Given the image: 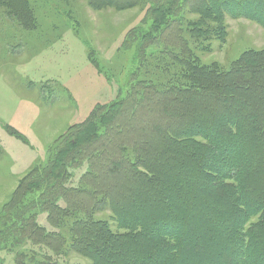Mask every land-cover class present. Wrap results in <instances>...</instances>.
I'll use <instances>...</instances> for the list:
<instances>
[{"label": "trees", "instance_id": "obj_1", "mask_svg": "<svg viewBox=\"0 0 264 264\" xmlns=\"http://www.w3.org/2000/svg\"><path fill=\"white\" fill-rule=\"evenodd\" d=\"M20 1L0 0V9L29 16ZM88 3L116 10L146 3L120 47L132 52L131 67L115 98L50 145L45 162L0 208V264L2 253L13 264H65L55 257L72 253L107 264L116 253L147 264H264V50L244 52L225 71L201 65L196 52L209 34L223 37L209 22L248 17L264 24V0ZM6 131L28 144L14 128ZM84 161L81 184L68 187ZM102 209L128 234L93 218ZM41 212L56 230L39 226ZM199 221L204 228L192 224V236L183 231Z\"/></svg>", "mask_w": 264, "mask_h": 264}, {"label": "rangeland", "instance_id": "obj_2", "mask_svg": "<svg viewBox=\"0 0 264 264\" xmlns=\"http://www.w3.org/2000/svg\"><path fill=\"white\" fill-rule=\"evenodd\" d=\"M23 4L30 17L23 12L14 17L0 9V208L18 181L45 162L50 145L70 126L84 120L96 105L115 98L132 61V52L120 48L122 41L146 10V3L124 10L111 6L92 9L88 0H23ZM247 18L226 17L220 25L209 22L223 37L220 41L211 33L199 46L196 52L201 65L215 64L225 71L244 52L264 50V24ZM90 53L98 70L89 61ZM7 126L23 134L28 144L9 134ZM87 169L85 161L73 168L67 186L80 185ZM222 183L231 186L230 181ZM145 208L147 212L151 206ZM135 213L143 214L140 209ZM93 218L107 221L120 237L128 234L111 209H102ZM256 222L253 218L239 232L245 235ZM37 223L46 231L56 230L45 212L37 217ZM187 224L183 231L189 236L192 224L204 228L201 221ZM1 257L5 264H13L10 255L2 253ZM55 258L65 264H107L76 253ZM132 258L131 253L128 259L126 254L116 253L111 264H147L146 257Z\"/></svg>", "mask_w": 264, "mask_h": 264}]
</instances>
